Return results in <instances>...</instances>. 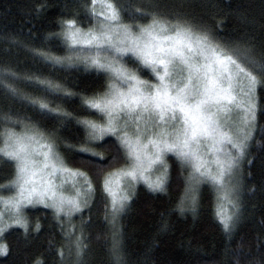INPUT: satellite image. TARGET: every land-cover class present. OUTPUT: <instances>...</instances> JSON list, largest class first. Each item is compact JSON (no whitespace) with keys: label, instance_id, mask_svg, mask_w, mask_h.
Segmentation results:
<instances>
[{"label":"trees","instance_id":"16d2710c","mask_svg":"<svg viewBox=\"0 0 264 264\" xmlns=\"http://www.w3.org/2000/svg\"><path fill=\"white\" fill-rule=\"evenodd\" d=\"M101 2L97 0V12ZM112 2L129 25L156 16L209 30L264 83V0ZM92 6L91 0H0V130L40 129L69 168L89 177L92 189L80 210L68 216L58 217L42 205L26 207L27 232L14 226L0 236V245L7 248L0 264H264V86L257 87L252 101L253 134L239 166L237 210L231 209L235 226L229 232L217 215L220 202L212 184L196 187L193 210L185 197V170L174 157H168L164 190L136 184L113 223L103 181L127 158L114 137L88 143L83 123L99 118L84 99L101 96L109 78L77 64L62 34L66 20L76 21L81 30L92 27ZM137 75L154 79L149 70ZM47 84L58 87L53 91ZM33 100L55 111L46 112ZM81 148L95 150L98 157L86 158ZM12 176V164L0 159V184ZM12 194L5 190L4 199Z\"/></svg>","mask_w":264,"mask_h":264},{"label":"snow or ice","instance_id":"6c2138e0","mask_svg":"<svg viewBox=\"0 0 264 264\" xmlns=\"http://www.w3.org/2000/svg\"><path fill=\"white\" fill-rule=\"evenodd\" d=\"M96 3L97 0H91L93 6L89 14L95 23L87 31H82L74 20L61 23L64 25L62 34L71 42V47L92 50L85 56V66L110 73L115 78L108 92L84 99L90 108L108 117L106 127L83 122L90 129L87 142L100 140L105 134L115 136L120 125L127 126L129 118L137 122L135 141L129 137L128 131L118 138L121 145L129 149L127 155L132 162L126 170L110 173L104 180V191L111 198L113 223L130 197L124 189H113L112 177L128 178L127 187H130L138 178L145 179V173H159L154 180L149 176L145 182L152 191H163L168 169L165 156L168 153L182 164L191 166L197 184L211 183L235 208L231 198L235 191L233 180L255 120L252 101L257 87L264 86V83L241 67L230 50L217 43L205 28L172 23L156 16H149L148 23L133 26L121 19L120 9L112 0H102L100 12L96 11ZM131 18L136 19L135 16ZM125 57H129V61L124 62ZM53 59L60 62L58 58ZM126 63L135 67L129 69ZM138 70H149L155 83L140 79ZM241 75L247 78L246 91L240 87ZM47 87L55 91L58 86L47 84ZM31 103L46 112L55 111L47 103L37 100ZM232 112L240 118L239 126L229 123L228 113ZM146 116L154 121L152 127L156 131L142 144L138 122ZM24 127L21 133L0 130V159L13 166L10 181L0 184V206H10L14 212L10 217L13 224L5 223L4 213L0 212V236L14 226L27 232L23 208L29 205L53 208L58 217L66 208V215L80 210L79 199H67L63 195L64 174L72 178L85 174L65 165L55 144L44 132L27 125ZM230 131L233 134L230 135ZM149 145L152 151L148 150ZM80 151L86 158L98 157V153L89 148ZM85 184H88L86 178ZM71 188L75 190L76 185L72 184ZM5 190L15 195L5 200ZM91 190L89 185L87 191L90 193ZM79 196L80 192L76 191L75 197ZM185 197L194 210L196 189L191 182ZM217 215L225 232L235 226L233 216L223 212ZM35 230L39 231V225ZM80 243L77 241L78 246ZM6 254V246H0V255Z\"/></svg>","mask_w":264,"mask_h":264},{"label":"rangeland","instance_id":"374dc122","mask_svg":"<svg viewBox=\"0 0 264 264\" xmlns=\"http://www.w3.org/2000/svg\"><path fill=\"white\" fill-rule=\"evenodd\" d=\"M101 11H102V9H101ZM101 19H103V17H101ZM87 30H82V31H87ZM65 41L69 44L68 46H69V49H70V54H73V56L75 57V59L78 61L77 64L83 65L84 67H86L85 66V63H84L85 56L91 54L92 53V50L91 49H87V48L81 49L79 46H77V47L74 48V47H71L70 46V44H71L70 41H67L66 39H65ZM230 54L233 56V59H235L237 61V63L240 64L241 67H244L245 70H246V66L243 65L242 61L240 60L241 58L239 56H236L235 54H232V53H230ZM86 68H90V69H93V70L98 71L95 68H91V67H86ZM246 71L247 72H250L249 70H246ZM100 72H103V71H100ZM104 73L109 78L107 89L104 92V93H106V92L109 91V85H111L114 82L115 78L114 77H111V74L110 73H106V72H104ZM140 79H142V78H140ZM142 80H144V79H142ZM147 82H149V83H155V80L153 79V80L147 81ZM240 82H241L240 83V87L243 88L246 91L247 90V78L244 77L243 75H241ZM117 83H119V82H117ZM239 98H243V97H238V99ZM243 99H246V98H243ZM93 110H95L98 113L99 118L98 119H93V120L92 119H89L87 121L93 122V123H95V124H97V125H99L101 127H106L107 126V120H108V117L106 116V114L101 113V112H99L96 109H93ZM228 116L230 117V120H229V123L230 124L231 123H235L237 126L240 125V118L236 117V115H235L234 112L228 113ZM123 119L124 118H123V115H122L121 116V120H123ZM153 123H154V121L148 119L147 116L144 119H142V120H140L138 122L139 131L141 133V143L142 144L143 143H146L147 142V138L151 135V133H153V132L156 131V129L154 127H152ZM118 124H119V122H118ZM136 126H137V122H135L133 118H129L128 121H127V126L125 127L123 125H120L119 126V130L117 131V133H116L115 136L110 135V134H105L102 139L96 140V141H93V142L90 143V144L94 145L96 142H100V141H102V140H104V139H106L108 137H114L117 140L118 145L120 146V150H123V153L126 155L127 163L125 164V166L121 167L120 169L114 170V171H112L110 173H116V172H118L121 169H125L126 170L127 167H128V165L132 162V158L127 155V153L129 152V149L126 148V147H123L121 145L120 140L118 138L123 136V132L124 131H128L129 137L133 141H135V139H136V135H135V128H136ZM86 130H87V140H88V132L90 131V129L86 127ZM229 134L231 135L233 133L230 131ZM252 134H253V130L251 128L250 138H251ZM249 143H250V139L247 141V145H249ZM247 148H248V146H247ZM247 148H246V150H247ZM90 150L96 152L95 150H92V149H90ZM148 150L149 151H152L153 150L152 147H151V145L148 146ZM246 150H245L244 154H246ZM234 151L235 150H233V152ZM244 154L239 158L238 171L236 172L235 179L233 180V184L235 185V191L231 193V198H232L233 202L235 203V205H236V200H237V195H238L237 188H238V181H239L238 180L239 166H240V162L244 158L243 157ZM168 157H174L175 158V156L173 154H171V153H168L165 156L166 163L168 165L166 180H167L168 175H169V161H168ZM179 163L182 165V168L185 170L184 172L186 173V176L185 177H186V181H187V187L189 186V183L190 182L193 184V186L195 187V189H196V187L198 185H202L204 183V182H201V183L197 184L196 181H195V179L193 178L194 177V173H193V169L191 168V166L184 165L180 161H179ZM65 165H66V163H65ZM69 169H71V168H69ZM156 175H159V173H155V174H153L152 172L145 173V179H147L150 176L151 179L154 180ZM85 178L87 179L88 184H85ZM64 179L66 181V183L64 185V188L62 189L64 197L67 198V199H71V198H77V199H79V201H80V207H81V205L83 204V198L84 199L86 198V195L85 194L87 192V189H88L89 185L91 186V181H90L89 177L85 174L84 176H77L75 178H72V177H70L66 173V174H64ZM145 179H139L138 178L136 181L131 182V186L130 187H127L128 183H129L128 178L122 177V176H118V177L117 176H114V177H112V180H113L112 187H113L114 190L124 189L125 191L128 192V194L130 196L131 191H132L133 187L136 184L142 183V184H144V185L147 186V183L145 182ZM104 180H105V178H104ZM117 180H119V184H117ZM57 183H59V175L57 176ZM72 184H75L76 185V189L75 190H72V188H71V185ZM103 187H104V181H103ZM213 187L216 188L215 186H213ZM76 191H79L80 192V196L79 197H75V192ZM216 192H217V195L219 196V202H220L219 212H223V213H225L227 215L233 216L232 213H231V211H232L231 209H233V210L236 209L237 210V208L236 207L234 208L233 207V203H230L228 199H224L223 198L224 197V193L218 191L217 189H216ZM12 195H15V193H13ZM8 199L9 198H5V200H8ZM109 200H111L110 197H109ZM35 205H41V204H35ZM35 205H29L27 207H32V206H35ZM125 206H126V203H125ZM0 207L3 210V211H0V212H3L4 213V221H5V223H7V224H13V220L10 217H12L14 215V212L10 208V206H8V207L0 206ZM25 208L26 207L23 208V212H24V209ZM51 209H53V208H51ZM66 212H67V208L65 209V213ZM75 212H77V211L74 210L70 214H67V215L65 213H60V214L68 216V215L74 214ZM9 228H7V229H9ZM0 246H2V245H0Z\"/></svg>","mask_w":264,"mask_h":264}]
</instances>
